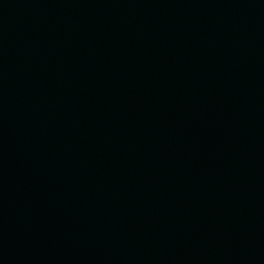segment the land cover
Returning <instances> with one entry per match:
<instances>
[{
    "label": "water",
    "instance_id": "95a60500",
    "mask_svg": "<svg viewBox=\"0 0 264 264\" xmlns=\"http://www.w3.org/2000/svg\"><path fill=\"white\" fill-rule=\"evenodd\" d=\"M0 264H76L60 144L56 0H0Z\"/></svg>",
    "mask_w": 264,
    "mask_h": 264
}]
</instances>
